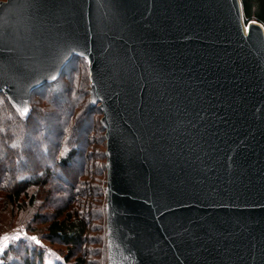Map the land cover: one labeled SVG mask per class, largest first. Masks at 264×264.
I'll use <instances>...</instances> for the list:
<instances>
[{"label": "water", "instance_id": "1", "mask_svg": "<svg viewBox=\"0 0 264 264\" xmlns=\"http://www.w3.org/2000/svg\"><path fill=\"white\" fill-rule=\"evenodd\" d=\"M73 57L104 131L106 264H264V28L240 0L0 2L20 118Z\"/></svg>", "mask_w": 264, "mask_h": 264}, {"label": "trees", "instance_id": "2", "mask_svg": "<svg viewBox=\"0 0 264 264\" xmlns=\"http://www.w3.org/2000/svg\"><path fill=\"white\" fill-rule=\"evenodd\" d=\"M240 4L245 23L254 20L264 28V0H240ZM88 90L87 63L73 57L55 81L32 92L26 119L20 118L0 93V193L4 194L0 199L15 207L18 215L31 217L29 223L38 220L44 226V241L66 249L64 264H89L84 249L89 221L81 210L82 196L75 185H79L81 176H92L96 164L104 176L101 193L105 188V149H100L105 148L104 131L100 112L90 106ZM22 153L33 160L38 172L34 171L30 178L15 171L17 166H27ZM53 168L61 170L64 180L53 176ZM102 248L97 258L106 264L105 219ZM13 252L18 260L14 264H43V250Z\"/></svg>", "mask_w": 264, "mask_h": 264}, {"label": "rangeland", "instance_id": "3", "mask_svg": "<svg viewBox=\"0 0 264 264\" xmlns=\"http://www.w3.org/2000/svg\"><path fill=\"white\" fill-rule=\"evenodd\" d=\"M1 1L4 0H0V2ZM55 89L58 90L57 87ZM72 140H74V136ZM91 141H93L92 138ZM40 144H43V142L40 141ZM89 149L92 150L93 145H91ZM100 149L103 151L105 148L102 146ZM21 157L27 158L28 162H25L27 166L24 169H20L17 166L15 171L19 172L22 177L23 175H28V178L31 177L29 175L34 171L38 173L32 165L33 160L31 158L26 157L25 153H22ZM4 167L6 168V166ZM44 167H46L45 164L43 165V168ZM53 170H55L53 173L54 177L59 180H64L61 176V170L59 168H53ZM24 171L28 172V174H24ZM91 173L93 174L92 176H81L79 178V185H75V188L77 190L76 192L82 196L81 210L88 217L87 219L89 221V232L86 235L87 242L84 246L87 253L86 259L89 264H102V258L99 257V262L97 256L102 253L103 249V204L105 197L104 193L101 192L103 191L102 180H104V176H101L100 168L96 166V164L91 170ZM0 195L3 196L4 194L0 193ZM52 195L54 196V192ZM48 204L51 205L50 203ZM51 210L52 209L49 208L48 212H51ZM29 214H33L32 209L29 210ZM30 219L31 217L28 218V216L26 217L25 215H18V211L15 207H11L4 201L0 202V238L8 237L6 240L0 239V264H14L18 262L13 250L28 252V250L30 251L32 249L43 250V264H64L63 260L67 254L66 249L58 244H51L48 241L45 242L43 239L44 234L42 232L44 226L40 225L38 220L29 223L28 221H30ZM32 237H36V240H32ZM36 241H39V243ZM32 255L33 254H31V256ZM22 256H24L23 253L21 255V260L23 259ZM32 260H34L33 257Z\"/></svg>", "mask_w": 264, "mask_h": 264}, {"label": "snow or ice", "instance_id": "4", "mask_svg": "<svg viewBox=\"0 0 264 264\" xmlns=\"http://www.w3.org/2000/svg\"><path fill=\"white\" fill-rule=\"evenodd\" d=\"M17 111L23 117L27 113L28 109H27V107H24L22 110L18 108ZM0 239L6 240V239H8V237H3V238H0ZM31 239L35 241L36 240V237H32ZM36 242L39 243V241H36Z\"/></svg>", "mask_w": 264, "mask_h": 264}]
</instances>
